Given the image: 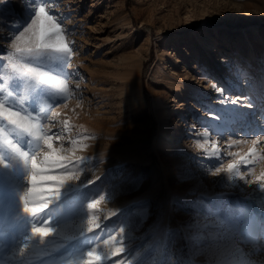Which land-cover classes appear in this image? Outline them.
Masks as SVG:
<instances>
[{"label":"rangeland","instance_id":"1","mask_svg":"<svg viewBox=\"0 0 264 264\" xmlns=\"http://www.w3.org/2000/svg\"><path fill=\"white\" fill-rule=\"evenodd\" d=\"M0 5L4 6L0 7V88L4 89L0 99H4L10 76L23 70L25 63L18 54H10L18 34L15 26L26 23L31 15L26 9L36 5L30 0H0ZM46 7L63 17L74 54L66 68L70 75L65 99L33 95L23 105L36 109L33 115L46 112L49 119L43 124L52 130L56 149L45 162V153L52 149L41 140L33 153L39 165L37 202L50 196L47 189L56 185L39 176L61 175L63 161L57 156L89 158L81 176L88 195L83 217L65 213L61 224L48 225L60 232L48 240L44 255L28 249L29 264H83L90 248L81 253L69 238L87 229L89 216L100 225L91 247L127 248V253L110 255L104 264H213L219 259L216 243L224 233L222 221L241 208L264 217V190L259 188L264 181L255 180L264 172V139H260L264 114L260 131L252 123L244 134L240 131L244 126L230 128L226 136L230 141L222 145L212 128L208 134L201 128L200 116H194L189 103L194 102L201 114L206 107L202 98L214 101L220 96L229 104L240 101L248 116L259 111V97L264 96V0H48ZM194 43L203 48L185 60ZM209 43L214 46L210 55ZM219 58L228 68L212 69ZM190 81L200 84L205 96L182 98L177 89L182 85L188 90ZM18 83L13 81L10 87L16 89ZM19 93L14 95L17 108L23 87ZM38 93H43V86ZM163 93L168 97L164 111L158 113V96ZM166 112L168 119L163 116ZM214 115L218 118L220 113ZM184 117L191 118V125L183 145L168 150L162 134L177 132ZM9 138L7 130L0 133V143ZM230 163H236L239 176L246 179H240L236 169L226 171ZM15 167L22 174V165ZM217 168L224 171L214 175ZM30 172L29 164L23 177L25 190L31 186ZM89 203L95 206L89 209ZM122 229L126 245L119 239ZM27 234L31 236V225ZM0 240V264H18L24 238L7 217ZM243 250L253 264H264V241L244 245Z\"/></svg>","mask_w":264,"mask_h":264},{"label":"snow or ice","instance_id":"2","mask_svg":"<svg viewBox=\"0 0 264 264\" xmlns=\"http://www.w3.org/2000/svg\"><path fill=\"white\" fill-rule=\"evenodd\" d=\"M30 2L36 7L27 8L26 11H31L29 19L20 27L15 26L14 32L18 34L12 40L14 53H10L11 55L18 54L19 58L25 61L24 67L23 70L15 71L10 76L6 86L7 97L0 99V133L7 130L10 137L0 143V232L3 231L4 219L7 217L14 228L22 234L24 240L23 246L19 247L18 264H29L28 249L30 247L37 250L39 255H44L48 251L44 246L48 240L53 239L60 232L59 228L48 225L61 224L63 214L71 213L73 216L83 217L86 214L83 210V202L88 195L87 191L82 190L86 189L87 185L84 184L81 176L89 158L76 157L72 160L57 156L56 160L63 161L59 169L61 175L39 176L41 180L55 181L56 185L47 189L51 193L50 196L41 197L37 202V193L40 192L37 187L39 165L37 156L33 153L40 148L41 140L44 145L52 149L51 152L45 153V162L56 152V149L53 148L52 130L43 124L45 119H49L46 112L33 115L37 110H29L23 105L33 95L40 97L47 94L53 101L65 99L67 92L65 80L70 75L66 68L74 52L73 44L66 40V30L62 27L63 17L51 14V8L46 7L48 0H30ZM0 7L4 6L0 5ZM2 14L0 12V15ZM0 67H2V59H0ZM13 81L19 82L16 89L10 87ZM2 84L3 81L0 80V85ZM41 86H43V93H38ZM21 87H23L24 95L20 100L21 107L17 108L14 95L20 94ZM3 96L4 89L0 88V97ZM224 103L227 116H219V119L247 121L248 113L240 111L242 106L240 101L232 100L229 105L228 99L225 98ZM248 106L251 107V104L249 103ZM256 142L253 141V144ZM213 148L215 149V144ZM247 162L246 160L240 161V163ZM17 163L22 165V174L15 167ZM29 164L31 172L28 183L31 186L25 190L23 177ZM70 168H80L81 172L73 173L68 170ZM233 169H236V175L239 176L236 163H230L226 171L231 173ZM221 171L224 170L217 168L213 174ZM239 178L246 179L244 176H239ZM229 179L233 177L229 176ZM255 180L264 181V172L255 177ZM89 183H94V181H89ZM259 188L264 190V183H260ZM94 206L93 203L88 204L89 209ZM261 207L264 209V204ZM222 224L224 233L216 243L219 259L213 261V264H253L244 252L243 246L264 241V217L258 218L251 210L241 208L235 216L222 221ZM29 225H31V236L27 234ZM87 225L86 230H81L77 236L69 238L75 241L74 247L78 248L81 253L84 248H90V251L86 253L88 259L83 264H104L109 260L110 255L117 256L119 253H127L126 246L107 251H100L99 247H91L96 236V229L100 225H94L91 216L87 220ZM124 233L125 230L122 229L119 239L126 245L127 237ZM37 236L38 241L33 239ZM104 243L107 244L108 241ZM2 251L3 241L0 240V252Z\"/></svg>","mask_w":264,"mask_h":264},{"label":"bare ground","instance_id":"3","mask_svg":"<svg viewBox=\"0 0 264 264\" xmlns=\"http://www.w3.org/2000/svg\"><path fill=\"white\" fill-rule=\"evenodd\" d=\"M174 38L176 39L177 44L181 43V41H178L179 37L174 36ZM183 42L188 43V41H183ZM192 45H195V46H192ZM188 47H192V48L189 49V51H187V53L185 55L186 56L185 60L193 58L203 48L201 44H196V43L190 44V46H188ZM213 50H214V46H212L211 43H209L207 46V54H209V55L212 54ZM157 57L158 58L160 57L159 53H157ZM218 67L219 68H221V67L228 68L227 65L223 64V62L220 58L218 60H216L215 65L212 67V69L215 70ZM189 83H191V84H189ZM189 83H188L189 89L191 88L192 89L191 91H188L189 89L188 90L185 89V86L181 87L182 85L181 86L179 85L180 87L177 89V91L181 94L182 98L197 99L199 94H203L205 96V92L203 91V88L200 86V84H192L191 81ZM211 84L212 85L215 84V81H214V83H211ZM166 96H167L166 93H163L161 96H158L159 97L158 98L159 99V105L157 106V108H158L157 112L158 113H161L164 111V107L166 105V101H165ZM259 99L261 101L260 102L261 107L259 108V111H255V112L253 111L251 113V115L248 116L249 119L247 120L246 123H244V125H242L243 121L227 120V119L222 120V119L215 117L217 115H214V114H216L218 112L220 113V116H225V117L227 116V113L225 112L226 105H225L224 101L221 100L220 96L217 99H214V101H213V99L211 100L210 97L202 98L201 101L203 102L204 105H206V107H205V110L201 114L196 109L197 106L195 105L194 102L190 101L189 105L192 108V112H193L194 116H197V117L200 116L201 128H203L205 130V133L208 134L210 132L209 129L212 128L213 132L221 139L222 145H225V144L227 145V142L230 140L226 141V136H227L228 130L230 128H231V130H234L235 127L240 129L242 126H244L243 128L240 129L242 134H244V132H249L252 129V128L248 129L252 123L253 124L252 127L255 126V130L260 131L261 126L263 124L262 119H263L264 110L262 111V105L264 104V96L259 97ZM210 101L212 102V105H211V103H209ZM215 106H217V107H215ZM240 111L244 112L243 107L240 108ZM168 115H169V113L166 112L163 116L167 118ZM190 119L188 117H184L182 119V125H181V127H179L177 132H175V133L173 131L171 133H167V132L165 133L164 132L162 134L163 135L162 137H164V139H165L164 144L168 150L172 151V150H174L178 147H181L183 145V140L185 138V132L188 131V126L191 125ZM167 121L168 120H166V122ZM218 121H220V122L217 124ZM183 196H185V194ZM216 206H218V205H216Z\"/></svg>","mask_w":264,"mask_h":264}]
</instances>
